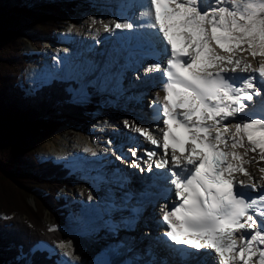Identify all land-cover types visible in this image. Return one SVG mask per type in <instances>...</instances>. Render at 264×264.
<instances>
[{
	"label": "snow or ice",
	"instance_id": "1",
	"mask_svg": "<svg viewBox=\"0 0 264 264\" xmlns=\"http://www.w3.org/2000/svg\"><path fill=\"white\" fill-rule=\"evenodd\" d=\"M139 19L144 21L139 27L166 42L168 53L165 66L155 60L159 49L151 47L145 58L155 62L143 69L145 76L157 72L167 78L158 111L168 130L161 129L164 155L155 165L167 169L168 183L181 202L161 206V219L169 229L165 237L178 246L181 264H208L201 250H212L216 264H253V257L255 264H264V188L235 179L239 173L252 181L245 165L264 161V89L254 82L264 80V0H147ZM112 23L122 32L137 28L129 18ZM104 30L110 28L105 25ZM170 31L183 37V50H177ZM244 52L253 59L262 58L258 66L253 67L247 57L239 58ZM237 70L258 73V77L225 75ZM159 102L157 94L153 106ZM257 105L258 118L223 124ZM172 124L188 132L191 142L186 149L172 147L169 158ZM134 130L161 146L148 129L134 126ZM201 145L211 156L199 149ZM250 153L255 155L249 157ZM132 155L137 152L133 150ZM146 155L151 160L157 152ZM259 170L264 173V168ZM147 171H153L151 165ZM253 192L258 194L252 196ZM241 230L244 234L237 238ZM148 264H154V259Z\"/></svg>",
	"mask_w": 264,
	"mask_h": 264
},
{
	"label": "trees",
	"instance_id": "2",
	"mask_svg": "<svg viewBox=\"0 0 264 264\" xmlns=\"http://www.w3.org/2000/svg\"><path fill=\"white\" fill-rule=\"evenodd\" d=\"M68 1L0 0V264H58L35 247L71 243L54 225L62 220L59 195L71 187L70 169L40 159L38 149L62 124L85 130L95 111L71 102L73 86L63 78L30 90L24 79L34 57L23 48L56 43L55 33L74 14Z\"/></svg>",
	"mask_w": 264,
	"mask_h": 264
},
{
	"label": "rangeland",
	"instance_id": "3",
	"mask_svg": "<svg viewBox=\"0 0 264 264\" xmlns=\"http://www.w3.org/2000/svg\"><path fill=\"white\" fill-rule=\"evenodd\" d=\"M125 2L126 0H69V3L74 7V14L69 16V18L61 25L60 30L55 33V36H57L56 43H43L40 49L34 47L33 44L28 42L23 44L24 52H28L32 57H34L28 59L29 64L24 79V81L28 84V87H30V90L38 89L40 86L47 84L50 79L68 77V79L72 80V83L77 87L72 102L83 105L89 104V107L94 108L95 111L91 117L90 124L85 129L88 132L76 130L68 125L62 124L59 129L60 131H58L53 137V139L56 138L57 141L55 143V147L51 144L53 141L52 139L50 142L44 144L38 149V157L40 159L45 161H55L56 163L58 161H62L64 165L71 170V173H69V182L71 187L65 189V191L59 195V197L63 199L62 207L59 209L61 212L59 215L62 217V220L60 218V221L58 220L59 222L54 223V225H57L58 228L61 226V230L65 234L71 236V243L65 245L63 244V246H61V244H57L51 248L41 242V244L35 248V250L39 249L47 252L49 256L53 257L54 261L60 260L58 261V264H82L79 250L82 251V247L87 248L90 246L95 239L98 241L100 235L108 236L103 228H99L97 232L85 233V231H87L85 230L86 228H88V230H93L94 227L98 226L97 222H92V220L87 221L89 217H94V219L98 220L100 212L103 211L104 214H106L104 205H100L99 201H96V197H94L95 193H103L105 197H108L111 193L107 190L104 193L105 186L95 188L91 185V183L86 181V177L91 178V180L93 179L92 175L94 174L92 173L96 170H89V162L92 159L95 160L96 156L94 154V156H91L92 153H90V151H86L84 148L92 145L93 143L96 145V153L108 154L107 150H110L112 153L111 156L104 159L111 160L110 162H116L115 159L116 157L118 158V153L114 149L115 144L117 146V144L125 142L129 143L127 146L131 145L130 142L125 141L126 138L124 137V134L127 132L129 126L134 122H138L137 119L143 122H147L152 119L150 115L153 109L152 111L149 109L151 103L149 101V92L147 89L148 86L151 87V84L144 85V83H142V81H148L147 78H149V76L144 75L143 71H139L140 76L137 77L138 79H134L132 77V72L128 73L129 71H132L131 66L127 69L129 71H126L124 70L123 65L119 66L118 62H116V58L119 60V58L123 57L118 54L119 52L117 50L116 51L118 53L112 51L111 55H113V58H109L107 60L109 65H105L98 57L97 60L96 57L93 60L92 56L90 59L92 61L91 63L89 62V64H86L83 62L85 60H89L88 58L90 57L84 56L82 53L87 49L85 48L84 38L90 40V33L85 29L87 18H92V21H95V23L99 22V25H101L102 21L101 17L98 15L99 13H102V11H109L112 15H120L125 9ZM92 7L94 9L89 11ZM84 9L88 11L84 12ZM126 12L129 13V11ZM137 13L136 11L133 12V16L137 17V22L140 23L139 15ZM73 36L76 37L75 40H72ZM94 52L97 53L96 50ZM244 55L247 57V62L250 63L252 57L248 53ZM101 56H103V53ZM141 61H143V67H146L149 64L144 60ZM133 70L137 72L136 69ZM118 73H121L123 75V79L125 80L122 82L121 86L118 84V81L115 84V79L113 80L114 76ZM131 79L136 80V82L133 83L134 85H129V83H131ZM138 82L140 83V86L135 85ZM241 113L244 115L246 113L249 118H258L260 116L259 105H257L255 110L249 108L245 109ZM103 115L106 116V121L104 123L100 120ZM236 118L237 117H233L230 124L234 125L236 122H239ZM125 121H128L127 126L125 125ZM225 125H229V123ZM109 128H114L115 130L111 129L112 131H108ZM231 131L234 132L235 129L232 128ZM133 133H137H135L134 126ZM139 136L141 139L144 138V136ZM146 141L150 142L147 139ZM146 141L145 147H148ZM133 144L136 145L135 143ZM127 146L124 145L126 148ZM55 148L64 153L62 157L53 155ZM130 152H132V149H129L127 154H130ZM107 154L105 156H107ZM114 156L116 157L114 158ZM252 165L256 170L258 169V172H260L259 169L264 168L263 161L257 164L253 162ZM107 166L112 167L109 163ZM128 166L129 168H126L121 164V168H125L124 171L126 174L131 175L132 173L128 172L130 165ZM137 174L142 177L144 176V174L142 175L138 172ZM259 174L260 176L257 180L262 179V176L264 177V173L260 172ZM262 182L261 186H264V179ZM82 189L87 190V194H80L83 191ZM114 195H116V198H119L120 196L123 198L126 197L125 194V196L118 195L116 193ZM90 196H92L91 199L89 198ZM116 198H114L111 202H116ZM88 199L89 202H86ZM157 202H159V200ZM30 204L33 205L32 202H30ZM107 205L108 203L106 206ZM92 206H95L96 208L98 206L99 210L94 213ZM86 207H89L92 210L91 214L86 213ZM145 213L146 215H143L144 220L145 222L150 224L153 223L155 225L156 235L151 236L149 232L145 235L143 232L144 230L146 231V229L148 230V227L146 229H142V227L139 226L137 229L141 228L139 232L144 239L143 237L139 239L136 235L134 238H128L126 244L129 241V245L134 246L138 240H141L140 243H143L144 246H149L148 248L152 249L151 245L155 244L154 241H160L161 239L159 237L164 232L161 230L162 213L159 203L155 205V214L152 211L148 212V210ZM54 214L55 217L59 219L60 216H58L57 213ZM47 221L53 225V220L49 221V218H47ZM100 223L102 224V222ZM85 225L87 226L86 228ZM137 229L135 228L133 230L134 234L137 233ZM83 231L85 235L81 234ZM149 238H152L153 240ZM134 240L136 242H134ZM113 245L116 246L115 243ZM146 249L144 248L143 250ZM83 252L85 251L83 250ZM102 252L107 254L106 251ZM96 255H99V253ZM133 257L134 253L131 254L130 259ZM112 262L113 264H126V259L125 261L123 260V262H116L113 257Z\"/></svg>",
	"mask_w": 264,
	"mask_h": 264
},
{
	"label": "bare ground",
	"instance_id": "4",
	"mask_svg": "<svg viewBox=\"0 0 264 264\" xmlns=\"http://www.w3.org/2000/svg\"><path fill=\"white\" fill-rule=\"evenodd\" d=\"M147 7V0H126L125 2V9L122 11V13L120 15H112L109 11H102V13H99V17H101V25H99V22L95 23L94 21H92V18H87L86 24H85V29L87 32L90 33V40H87V38H84L85 41V48H88L90 51H95L98 53L99 51V56H97L99 58L100 61L104 62L105 65H109V62L107 61L109 58H113L112 51L113 49H116L117 51H119L120 55L123 56V60H118L119 61V66L123 65L124 70L129 69V67H132V63L131 61H126L127 57L131 58L133 60V58L135 59L133 62V69H136L137 72L138 71H143V61H141L138 58L139 53L144 52L145 56L146 53L149 51L147 50L146 46H143L141 44V42L137 45L134 46V35L137 33H142L144 40L148 39L154 47H157L160 51L159 54L156 55L155 60H159L161 62L164 61V58L167 56L166 55V51H165V46H166V42H163L161 39H159L156 35L155 32H150V30L146 27H139L140 24L144 23V21L140 20V23L137 22V17L133 16V12L138 11V15L140 14L141 11H145ZM92 9H94L93 7L89 10L92 11ZM84 12H87L88 10L84 9ZM126 11H129V13H127ZM121 18H129L131 19L136 25L137 28L135 29V31H129V30H125L123 31L120 35L118 36H113L112 35V30L115 28L114 24L112 23L113 21H117L120 20ZM105 25H107L110 28V31L105 32L104 28ZM126 33L131 34V38L130 39H126L124 37V35ZM153 33V35H151ZM103 34H108L109 35V39L108 40H102L101 39V35ZM76 37L73 36L72 40H75ZM83 39V38H82ZM113 43V44H111ZM122 44L123 48H120V45ZM167 48H169V46H167ZM99 49V51H98ZM89 50H85L83 53L84 56H90V52ZM217 51H221L219 48L217 49ZM81 52V51H80ZM103 53V56H101ZM118 53V54H119ZM221 54H225L226 53H222ZM244 53H240L239 54V58H244L246 57ZM101 56V57H100ZM84 59V58H82ZM259 59V61H258ZM260 57H257L255 59H251V64L253 65V67L258 66V64L261 62ZM90 62L89 60H85ZM144 61L147 63H152L155 62L152 59H144ZM127 74V73H126ZM228 75H233V76H238V77H248V76H256L258 77V73H254V72H245V73H241L239 72V70H237L236 73H227ZM115 79V84L117 83V81L119 82L118 84H122L123 81H125L123 79V75L121 73H118L114 76L113 80ZM148 81H142V83H144V85L147 84H151V87H147L148 92H149V101L152 105V113H151V120H148L147 122H143L141 120H138V122H134L132 125L129 126L126 134L127 139L125 140L126 142H130V143H135V146H143L145 147V141H143V139L140 138V133H133V126H140L141 128L144 129H148L157 139L160 140L161 138V129H163L162 126V122L164 120V117L162 115L159 114L158 109L162 108L163 106V97L164 95H166V93L163 92V85L164 82L162 77H161V73H157L154 72L152 74L149 75V78H147ZM136 80H132L131 79V83H129V85H134L133 83H135ZM239 82V81H238ZM255 83H257L259 86H261L262 89H264V81L261 79H257L256 81H254ZM135 85L140 86V83H136ZM143 85V86H144ZM133 92V91H132ZM157 94H159L160 97V102L154 107L153 106V102L157 100ZM244 103H247V101H244ZM137 105V104H136ZM142 105V104H141ZM251 109V108H250ZM238 120L240 119H250L247 115H244L243 113H237L236 116ZM106 116L103 115L101 117V121L102 123H104ZM233 117H229L228 119L223 121V124H230L232 121ZM217 119H219V117H217ZM133 122V121H132ZM234 123V122H233ZM115 130L114 128H109L108 131H112ZM234 129V127H233ZM97 132V131H96ZM116 134V133H115ZM123 137V136H122ZM56 138L53 139V141L51 142V144L53 145V147H55V143H56ZM146 144H148V147L146 146L145 148L141 147L137 149V155L136 156H132L131 161H129L132 165H138L141 166V161H140V157L141 156H145V159L148 160V157L146 155V153L149 151V149H151V142H147ZM95 146L93 143L90 146L85 147L84 149L86 151H90V153H92L91 156H96L95 160L92 159L89 162V170H96L95 172H93L92 177L93 179L91 180V178L86 177V181H88V183H91V185L95 188H100V187H104L105 186V191L107 190L108 192L111 193V195H108V197H105V195L103 193H95L94 197H96V201H99V203H101L102 205H104L106 213L104 214V212H100L98 217L99 219L96 220L94 219V217H89L88 220H92V222H97L98 226L94 227L93 230H88V228H86L87 226L85 225V233L88 232H97V230H99V228H103L108 236L105 235H100V238L95 239V241L93 243L90 244V246L86 247H82V251L79 250V255H81V262L82 264H113V257L115 259L116 262H123V260L125 261L126 259V264H148L149 261L154 259V264H170L169 261H167V257L163 255V253H168L169 250L171 252H173V249L175 248L174 245L171 243V241L167 238L164 237V239L160 241H154V245H151V248H148L149 246H144L143 243H140L141 240H138V242H136L134 240V242H136L134 244V246H130L129 245V241L126 244V241L128 238H134V236L137 235V237L139 239H141L140 232L139 230L141 229H137V233L134 234L133 230L131 231V229L133 227H135V225L140 221L141 218H139V215L134 217V211L132 209L133 206H131L130 204L126 203V208L125 211L121 214L119 213L117 210L111 209L110 206V202L113 201L114 198H116L114 195L115 194V190H119L121 194H125L128 195L130 193V188L133 186V184H141L143 183L142 187L140 186L142 192L144 191V188H146L147 185V180L144 178V180L142 179V177L137 174V172L135 174H131V175H127L126 172L124 171L123 167L121 168V164L123 165H127V160H124V162L122 161V163L118 162V158L116 156H114V158L116 157V162H110L111 160H106L104 158H107L109 156H111V152L110 150L108 151L107 156H105L106 154H101V153H96L97 150H95ZM116 147V144H115ZM162 145L157 148L158 149V153L162 152L161 149ZM223 147V146H221ZM127 149V148H126ZM115 151L118 153V157H119V152L122 154V156L125 158L127 157V152H125V148H116ZM238 151L242 154L243 153V149H238ZM64 153H62L61 151L57 150L55 148V150L53 151V155L54 156H58V157H62ZM94 154V155H93ZM252 154V155H251ZM255 154L250 153L249 157L253 156ZM113 156V155H112ZM171 153L168 154V157L170 158ZM129 157V154H128ZM131 158V156H130ZM136 159H138L139 161H137ZM158 158L154 157L151 160H148V162L152 161V164L155 163L157 161ZM126 161V162H125ZM118 162V164H117ZM264 162V161H263ZM111 164L112 166L115 167V174L113 173V169L114 167H109L107 166V164ZM120 163V164H119ZM253 164V163H252ZM250 164V165H245L248 173L253 177L252 181H249L248 177L242 174H235V179L237 181H243L245 185H250L251 183H256L258 187H260L262 185V181L263 179L257 180L258 177L260 176V172H258L254 166ZM257 164V163H256ZM171 166V165H170ZM253 166V167H252ZM260 166V165H259ZM136 167V166H135ZM258 167V166H256ZM153 168V167H152ZM260 168V167H259ZM129 170V169H128ZM162 172L164 173L165 177H168L167 175V169L166 168H161ZM112 173L114 175H112ZM96 174V175H95ZM157 174V168L156 166H154L153 171H152V175ZM111 175V176H109ZM165 177L161 178V179H165ZM263 177V176H262ZM160 179H154V188L151 192V195L149 197V200L146 202L142 201V195L141 198L139 200V203H141L142 209L147 210L148 208V212L152 211L155 214V205H157V203H159L160 209L161 206L165 203H170L171 198L173 196V191L170 190V184H165L166 188L169 190V192H171V195L169 196V194L165 195V196H161L159 198L153 196L154 192L159 191V186L161 185V182H159ZM112 185V187H111ZM134 187V186H133ZM135 189V188H134ZM137 189V187H136ZM82 195L87 194V190L82 189ZM92 198V196H90ZM89 197V198H90ZM128 196H126L125 198H123L124 200L127 199ZM159 200V202H157ZM89 202V199L88 201ZM108 203V205L106 206V204ZM112 203V202H111ZM115 204V206H117V204H119V206H121V202L119 200V198H116V202H113ZM131 203L133 204V200L131 201ZM93 208V212L95 213L97 208L95 206H92ZM99 208V207H98ZM86 213L91 214V209L89 207H86L85 209ZM162 213V212H161ZM153 216V215H152ZM96 218V216H95ZM133 220H135L134 222H132ZM102 222V224L100 222ZM88 223V222H87ZM146 226L148 227V231L146 229V231L144 230V234L147 235L148 232L149 234L152 235H156V231H155V225L152 223H148L145 222ZM165 229L166 231H168L169 229L167 228V225H165ZM160 230V229H159ZM245 230H242L241 233H244ZM84 231L81 233L82 235H85ZM240 233V235H241ZM237 235V234H236ZM120 236V237H119ZM144 239V237H143ZM151 240H153L152 238H149ZM117 241V242H116ZM121 242V243H119ZM116 244V246H114L113 244ZM119 243V244H117ZM186 247V246H185ZM146 250H143V249ZM177 249V248H176ZM83 250L85 252H83ZM102 251H106V253L102 252ZM202 252H204L205 254V261L208 262V264H216V260L218 258L215 257V254L212 250H201ZM101 252V253H100ZM99 255H96L98 254ZM134 253V257L129 259V257H131V254ZM149 253H152V255H149ZM101 254V256H100ZM136 254H140V255H136ZM94 255V256H93ZM142 255V257H141ZM78 256V255H77ZM138 256V257H136ZM161 258V259H160ZM78 259V258H77ZM161 262H160V260ZM256 257H253V264H255L256 262ZM79 260V261H80ZM177 260H180V258L178 257ZM78 263V262H77ZM118 264V263H115ZM177 264V263H175Z\"/></svg>",
	"mask_w": 264,
	"mask_h": 264
}]
</instances>
